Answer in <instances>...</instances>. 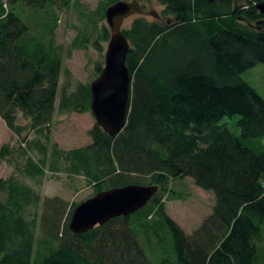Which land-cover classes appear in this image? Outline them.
Wrapping results in <instances>:
<instances>
[{"label":"trees","instance_id":"obj_1","mask_svg":"<svg viewBox=\"0 0 264 264\" xmlns=\"http://www.w3.org/2000/svg\"><path fill=\"white\" fill-rule=\"evenodd\" d=\"M117 1L100 3V20ZM158 2L170 19L139 15L123 30L131 79L124 127L109 136L95 123L90 144L53 146L51 166L83 176L92 197L127 185H156L157 193L136 212L75 234L69 223L79 203L41 198L12 176L0 179V264H151L137 235L167 250L157 264H264V98L241 77L264 64V28L257 25L264 0ZM61 3L68 0H0V118L17 135L19 115L39 133L53 119ZM96 35L101 49L110 33L103 27ZM80 41L77 35L72 47ZM95 68L99 76L103 67ZM90 101L89 85L78 83L69 94L62 89L58 109L91 112ZM234 116L237 134L219 123ZM41 152L37 162L22 152L26 176L44 175L45 146ZM11 155L4 145L0 157ZM186 178L214 196L210 215L190 234L165 205L175 194L170 184Z\"/></svg>","mask_w":264,"mask_h":264},{"label":"rangeland","instance_id":"obj_2","mask_svg":"<svg viewBox=\"0 0 264 264\" xmlns=\"http://www.w3.org/2000/svg\"><path fill=\"white\" fill-rule=\"evenodd\" d=\"M103 0H68V4L56 6L55 41L62 46V71L60 75L59 90L55 106V113L48 131L39 133L29 128L28 120L20 115L17 123L22 127L21 134L12 132L0 118V150L7 145L12 155L6 159L0 157V179L14 177L20 183L31 187L41 198L58 196L69 203H81L92 197V186L83 176H68L64 171H52L53 146L60 150H70L90 144L91 139L88 131L96 123L91 112L82 114L70 112L63 113L58 109L62 89L66 93L74 91L78 83L88 84L97 76L96 64L104 65V55L107 42H101V49L94 46L97 37L96 32L103 27H109L105 19L100 20V3ZM130 2L132 0H123ZM147 12H155L157 18L144 16L149 22L154 20L166 21L170 17L163 15L164 7L158 0H137ZM21 15V14H20ZM139 15L127 18L122 29H128L132 21ZM264 21V19L262 20ZM39 28L40 24L37 22ZM256 26V23H253ZM264 28V24L261 25ZM79 35L82 41L81 47H72V42ZM241 77L254 87L264 98V64H257L247 70ZM238 116L232 118L224 117L220 124L227 126L235 133L238 130L234 127ZM264 144V139L262 140ZM45 146L44 175L30 178L23 172L24 162L27 156L38 161L43 153L41 148ZM25 152L27 156H22ZM57 163L53 166H57ZM174 190L172 200L165 199L166 212L186 233H192L201 222L211 213L214 196L210 191L197 187L194 182L186 178L181 181H173L170 184ZM160 235L167 242L170 237L161 231ZM151 264H157L160 259L167 255V250L160 249L156 243H149L146 237L137 235ZM150 238V242L153 241ZM155 240V239H154Z\"/></svg>","mask_w":264,"mask_h":264},{"label":"water","instance_id":"obj_3","mask_svg":"<svg viewBox=\"0 0 264 264\" xmlns=\"http://www.w3.org/2000/svg\"><path fill=\"white\" fill-rule=\"evenodd\" d=\"M264 14V3L257 6ZM153 16L137 0L117 1L105 11L110 38L99 76L90 85V110L98 126L109 136L117 135L127 117L131 79L125 62L130 44L123 33V22L133 16ZM264 24L260 21L257 25ZM158 186L127 185L102 191L79 203L73 210L69 229L83 234L117 217H126L143 208L157 193Z\"/></svg>","mask_w":264,"mask_h":264}]
</instances>
